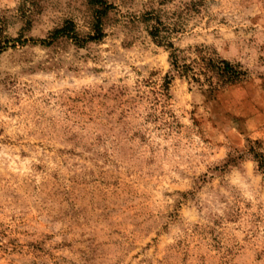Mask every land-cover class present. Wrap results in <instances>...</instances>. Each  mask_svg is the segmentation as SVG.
Instances as JSON below:
<instances>
[{"label": "clouds", "instance_id": "9594fccd", "mask_svg": "<svg viewBox=\"0 0 264 264\" xmlns=\"http://www.w3.org/2000/svg\"><path fill=\"white\" fill-rule=\"evenodd\" d=\"M249 82L264 0H0V264H264Z\"/></svg>", "mask_w": 264, "mask_h": 264}, {"label": "rangeland", "instance_id": "374dc122", "mask_svg": "<svg viewBox=\"0 0 264 264\" xmlns=\"http://www.w3.org/2000/svg\"><path fill=\"white\" fill-rule=\"evenodd\" d=\"M176 62L178 65H180L179 60H176ZM184 64L188 66V70L184 73V75L189 79L194 80L196 83H199V78L194 75V73L197 72V68L189 65L187 62H185ZM199 71L201 74H205L208 77H211V80L213 81V83H215L214 77L211 75V73L206 72L203 68H200ZM174 79L175 77H171L169 82L165 84L169 99H171L173 91L172 82ZM242 93H247V96L245 101L239 107L247 109L249 112L255 113L258 116L264 117V103L260 102L261 100H264V97H257V90L251 86V82H249L248 84L240 83L236 86H229L228 84L220 86L213 91L211 98L215 101L217 110L221 112V114L226 116H237L241 115L242 113H240L238 109L234 111L233 105L237 97ZM92 102L96 103V100L93 99ZM192 116L193 119L196 118L195 112H193ZM197 123L199 124L200 122L197 121ZM215 126L216 125H213V127Z\"/></svg>", "mask_w": 264, "mask_h": 264}, {"label": "trees", "instance_id": "16d2710c", "mask_svg": "<svg viewBox=\"0 0 264 264\" xmlns=\"http://www.w3.org/2000/svg\"><path fill=\"white\" fill-rule=\"evenodd\" d=\"M180 66H181V65H178L177 62H176V67H177L178 69L180 68ZM212 67L214 68L215 65L213 64ZM187 70H188V66L184 64V65H183V73L187 72ZM223 72L228 74V80H229V81H235V80L238 79V74H237L236 72H234L233 69H232L230 66H227V65H226V66L224 67V69H223ZM208 78H209V80H211V77H208ZM169 80H170V78L166 76V77H165V81H166L165 84H167V83L169 82ZM224 85H227V83L224 84ZM221 86H223V85H221Z\"/></svg>", "mask_w": 264, "mask_h": 264}]
</instances>
